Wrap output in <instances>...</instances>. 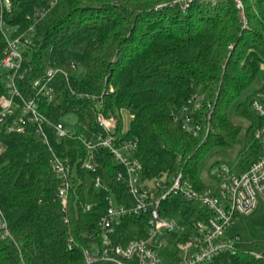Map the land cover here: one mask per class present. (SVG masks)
Segmentation results:
<instances>
[{
    "label": "trees",
    "instance_id": "trees-1",
    "mask_svg": "<svg viewBox=\"0 0 264 264\" xmlns=\"http://www.w3.org/2000/svg\"><path fill=\"white\" fill-rule=\"evenodd\" d=\"M11 1L9 24L20 33L34 29L17 78L25 98L34 95V81L50 69L69 68L66 56L73 47L82 51L79 67L85 74L79 78L72 72L67 78L59 73L53 83L55 101L40 104L53 124L67 127L64 120L77 117L72 137L58 140L47 126L49 147L29 122L24 132L10 133L7 126L18 115L0 126V218L13 237L0 239V264H111L96 256L90 263L87 254L100 245L107 198L128 206L133 199L117 180L122 168L107 150L96 154L95 174L82 167L87 150L79 136L103 133L100 114L115 118L117 138L136 141L146 180L182 173L203 191L209 188L202 179L208 157L221 158L212 169L226 164L239 173L263 157L255 138L263 121L251 105L258 96L264 100V76L259 87L241 98L264 71V0H241L246 25L235 0H192L186 10L183 0H59L39 22L28 17L48 7L47 0ZM6 46L0 32V100L7 94L2 67ZM196 96L203 102L192 117L201 127L198 136L176 121L185 107L194 112L189 102ZM123 112L131 118L127 131ZM53 153L74 168L67 204L58 194L61 180L53 170ZM105 173L108 190L95 189L92 179ZM166 206L171 216L182 210V224L189 229L184 238L198 221L210 217L199 201L180 196ZM133 227L145 228V219H125L118 241L134 239ZM254 252L261 253L249 246L213 264H264Z\"/></svg>",
    "mask_w": 264,
    "mask_h": 264
},
{
    "label": "built area",
    "instance_id": "built-area-1",
    "mask_svg": "<svg viewBox=\"0 0 264 264\" xmlns=\"http://www.w3.org/2000/svg\"><path fill=\"white\" fill-rule=\"evenodd\" d=\"M191 1L180 2L184 10ZM235 1L242 11L246 25L243 3L241 0ZM47 2L48 7L43 6L28 19L35 22L43 20L59 0H47ZM12 12V1L0 0V32L7 42L5 57L2 61V67L6 73L7 94L0 100V126L9 118L18 115L14 123L7 126L10 133L24 132V125L29 122L35 126L37 134L51 147L46 131L47 126L54 129L58 140L72 137L73 131L63 123L53 124L40 111V104L44 101L48 104L55 101L54 79L59 73L65 74L68 78L69 72L50 69L43 78L34 81L32 85L34 95L30 98L23 96L17 84V78L25 59V52L33 45L31 35L34 29L31 27L26 33H20L7 21V16ZM79 65L71 63L69 69L75 71ZM189 103L194 106V112L190 113L191 107L187 106L177 116L176 121L184 130L198 136L201 127L192 121V117L203 108L202 98L196 96ZM251 108L263 121L262 126L255 132V138L264 151L263 97L255 98ZM98 122L102 128V134L94 137L79 136L80 142L87 150V157L81 160L82 167L95 174L97 172L96 154L101 150H107L122 168L117 172V180L128 189L133 205H121L113 196L107 198V212L99 223L100 245L94 249L93 255L87 254L90 263L96 260L92 256H96L111 264H213L217 258L228 253L235 254L240 250L237 246L238 238H228L226 234L237 221L256 215L264 202V155L242 173L226 164L220 165L213 175L216 184L209 186L206 190L198 191L191 180L185 178L182 173L171 178L144 179L143 166L136 155V141L119 139L114 135L117 128L115 118H106L100 114ZM51 151L54 152L52 149ZM53 158V170L61 180L58 194L63 203L67 204L71 190L70 177L74 168L67 160L55 153ZM92 182L95 189L108 190L107 173L104 177L96 175ZM178 196L188 201H199L201 206L210 213L208 219L200 220L195 224L188 238H184L189 229L182 224V210L172 216L167 212V201ZM91 207L87 205V209ZM0 215L2 216L1 212ZM178 215L179 220L176 219ZM127 218L145 219L146 227L143 229L133 227L137 235L129 243L124 244L118 241L117 235L118 229ZM143 233L144 236L139 237ZM0 239L13 240L8 225L2 217L0 218ZM169 239L174 240L169 242ZM252 254L257 259L264 260V254L258 252Z\"/></svg>",
    "mask_w": 264,
    "mask_h": 264
},
{
    "label": "rangeland",
    "instance_id": "rangeland-1",
    "mask_svg": "<svg viewBox=\"0 0 264 264\" xmlns=\"http://www.w3.org/2000/svg\"><path fill=\"white\" fill-rule=\"evenodd\" d=\"M67 64L71 63H82V51L80 48L73 47L67 53ZM67 72L72 73L74 76L82 78L85 74L84 68L80 66L77 70L71 71L69 68L66 69ZM264 71L261 73V80L257 81L255 85L250 88L247 92H245L241 98L244 100L245 97L250 94L254 89L259 87L261 81L263 80ZM130 115L127 112L122 113V123L124 131L129 129L130 125ZM234 120L237 123H243L247 125L246 122L241 121L237 117L234 116ZM69 130H73L77 124V117L70 116L66 120H64ZM221 158L218 156H211L206 159L204 170L202 173V179L207 186H214L216 181L214 177L210 175V170L213 175L216 171H218L219 167L211 168L217 161ZM180 219V216L176 218ZM228 238H238L237 246L240 249L248 248L249 246L257 248L261 253H264V202L261 204L259 211L256 215L251 218L237 221L230 229L227 231Z\"/></svg>",
    "mask_w": 264,
    "mask_h": 264
}]
</instances>
